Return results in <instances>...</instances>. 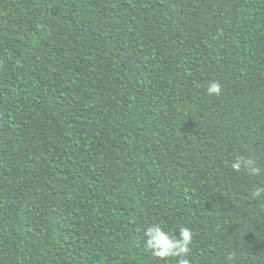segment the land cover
Returning a JSON list of instances; mask_svg holds the SVG:
<instances>
[{
    "label": "trees",
    "instance_id": "1",
    "mask_svg": "<svg viewBox=\"0 0 264 264\" xmlns=\"http://www.w3.org/2000/svg\"><path fill=\"white\" fill-rule=\"evenodd\" d=\"M256 186L264 0H0V264H264Z\"/></svg>",
    "mask_w": 264,
    "mask_h": 264
},
{
    "label": "clouds",
    "instance_id": "2",
    "mask_svg": "<svg viewBox=\"0 0 264 264\" xmlns=\"http://www.w3.org/2000/svg\"><path fill=\"white\" fill-rule=\"evenodd\" d=\"M220 93L221 84L213 80L207 87V94L213 96ZM230 167L236 173L246 171L250 176L257 175L260 172V169L255 166V161L246 157L236 158L231 162ZM249 195L252 199L257 200L264 197V186H256L250 191ZM144 237V248L153 257L162 261L175 258L176 264H191L188 258L191 252L190 245L193 242L191 228L180 226L178 233H173L167 231L166 226L160 223H153L144 231Z\"/></svg>",
    "mask_w": 264,
    "mask_h": 264
}]
</instances>
